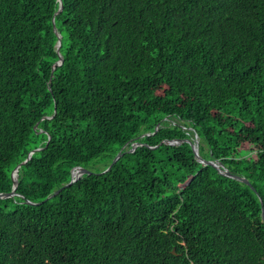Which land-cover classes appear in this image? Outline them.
I'll use <instances>...</instances> for the list:
<instances>
[{"label": "trees", "instance_id": "16d2710c", "mask_svg": "<svg viewBox=\"0 0 264 264\" xmlns=\"http://www.w3.org/2000/svg\"><path fill=\"white\" fill-rule=\"evenodd\" d=\"M63 4L0 0V193L51 137L0 199V264H264L256 192L188 143L151 148L190 138L264 203V0Z\"/></svg>", "mask_w": 264, "mask_h": 264}, {"label": "water", "instance_id": "95a60500", "mask_svg": "<svg viewBox=\"0 0 264 264\" xmlns=\"http://www.w3.org/2000/svg\"><path fill=\"white\" fill-rule=\"evenodd\" d=\"M59 3H60V8L58 10V12L56 13L59 14L63 11V8H64V4H63V0H59ZM52 23H53V28H54V32L55 34L57 35V38H58V43H57V55H58V60L54 63V65L52 66V73H51V77L53 76V73H54V70L61 66L63 64V57L61 55V47H62V36L61 34L58 32L57 28H56V25H55V20L53 18L52 20ZM50 89V87H49ZM56 114V110L54 112V115ZM54 116L52 117H47V119H53ZM38 128V125L35 126V129ZM42 130L39 131V133H41ZM51 137L49 136V140H48V143L50 141ZM48 143L46 144L45 148L48 146ZM181 143H188L191 148H192V151L194 152L195 156L198 158V160L206 165V166H212L214 167L216 170H218L221 174L225 175V176H228L230 178H233V179H237L245 184H247L248 186L251 187V189L256 192L257 196L259 197L260 199V202H261V206H262V221L264 222V203H263V199L262 197L260 196L259 192L257 191V189L252 185V183L242 177V176H239L237 174H234L232 173L226 166H224L221 162L219 161H211V160H207L205 158H203L201 155H200V152H199V148H198V143H194L192 141V139L190 138H185V139H175V140H172V141H168V140H165L163 141L162 143L158 144L157 146L155 147H151V148H157V147H160L161 145L163 144H170V145H180ZM129 145V143L125 144L121 149L120 151L117 153V155L115 156V158L113 159V161L111 162V164L102 172L100 173H95V172H92L84 167H76V168H73L72 171H71V180L65 184L64 186H62L61 188H59L58 190H56L53 194H51L48 198V199H51L55 196H57L58 194H60L65 188H68L70 187L72 184H74L75 182L79 181L84 175H91V174H97V175H101V174H104L108 171H110L112 169V167L116 164V162L125 154V153H132L136 150V148L140 145H143L141 143H139L137 140L133 141L131 143V148L128 149V150H125V148ZM45 148H38V149H35V150H32L29 152L26 160L23 162V163H20L18 165H16L12 171H11V179H12V182H13V188L10 192L8 193H0V199H9V198H14L15 196H22L20 195L18 192H17V188H18V172H19V169L26 165L30 159L32 158V155H34L35 153H38V152H41L43 149ZM192 178H190L188 180V182L184 185L186 186L187 184L190 183ZM23 197V196H22ZM44 202V201H43ZM41 202V203H43ZM27 204L29 205H39L40 203H33L31 201H26Z\"/></svg>", "mask_w": 264, "mask_h": 264}, {"label": "rangeland", "instance_id": "374dc122", "mask_svg": "<svg viewBox=\"0 0 264 264\" xmlns=\"http://www.w3.org/2000/svg\"><path fill=\"white\" fill-rule=\"evenodd\" d=\"M166 120V119H164ZM243 148L246 149V150H249V147H248V144L245 143L243 145ZM109 162H107V160H100V161H97V162H94L89 170L92 171V172H97V171H102L107 165H108Z\"/></svg>", "mask_w": 264, "mask_h": 264}]
</instances>
